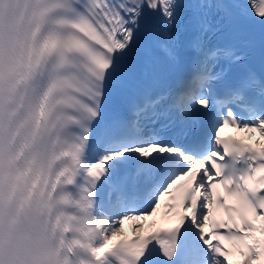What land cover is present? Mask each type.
I'll return each instance as SVG.
<instances>
[{
    "label": "snow or ice",
    "instance_id": "snow-or-ice-1",
    "mask_svg": "<svg viewBox=\"0 0 264 264\" xmlns=\"http://www.w3.org/2000/svg\"><path fill=\"white\" fill-rule=\"evenodd\" d=\"M235 255L264 264V0H0V264Z\"/></svg>",
    "mask_w": 264,
    "mask_h": 264
},
{
    "label": "bare ground",
    "instance_id": "bare-ground-1",
    "mask_svg": "<svg viewBox=\"0 0 264 264\" xmlns=\"http://www.w3.org/2000/svg\"><path fill=\"white\" fill-rule=\"evenodd\" d=\"M125 231H127L126 226H125Z\"/></svg>",
    "mask_w": 264,
    "mask_h": 264
}]
</instances>
